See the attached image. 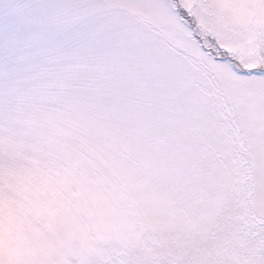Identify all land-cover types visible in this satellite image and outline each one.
Masks as SVG:
<instances>
[{
    "label": "snow or ice",
    "instance_id": "snow-or-ice-1",
    "mask_svg": "<svg viewBox=\"0 0 264 264\" xmlns=\"http://www.w3.org/2000/svg\"><path fill=\"white\" fill-rule=\"evenodd\" d=\"M0 264H264V0H0Z\"/></svg>",
    "mask_w": 264,
    "mask_h": 264
}]
</instances>
